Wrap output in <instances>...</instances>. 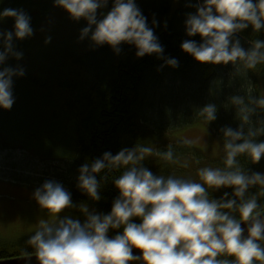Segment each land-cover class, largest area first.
Wrapping results in <instances>:
<instances>
[{
    "label": "clouds",
    "instance_id": "9594fccd",
    "mask_svg": "<svg viewBox=\"0 0 264 264\" xmlns=\"http://www.w3.org/2000/svg\"><path fill=\"white\" fill-rule=\"evenodd\" d=\"M54 6L74 21L87 22L80 40L89 39L95 47L107 44L117 54L128 44L138 58L155 54L164 61L161 68L179 67L155 34L158 21L154 17L150 26L137 0H54ZM185 7L194 11L185 13L189 39L181 43L184 52L201 63H231L234 75L241 77L264 65V40L253 39L245 48L237 35L250 26L255 33L264 31V0H186ZM7 17L14 18V26L0 31L3 109L15 102L14 77L25 74L20 65L5 66L10 57H23L14 41L33 35L24 10L0 11V21ZM197 35L199 41L192 39ZM225 107L234 108L239 124L220 129L222 166L198 168V181L153 173L145 161L155 155L175 162V150L172 145L154 150L141 142L115 154L106 151L78 170L77 187L92 201L101 200L109 181L118 190L107 213L86 202L74 204L61 182L45 180L32 195L47 217L38 221L26 242L38 264H264V172L251 171L241 161L244 157L255 164L264 158V140H258L264 136V95H254L249 85L244 95L229 96ZM217 113L211 102L197 110L207 124ZM221 189L231 192L213 196ZM134 249L140 252L134 254ZM21 254L31 256L23 249Z\"/></svg>",
    "mask_w": 264,
    "mask_h": 264
},
{
    "label": "trees",
    "instance_id": "16d2710c",
    "mask_svg": "<svg viewBox=\"0 0 264 264\" xmlns=\"http://www.w3.org/2000/svg\"><path fill=\"white\" fill-rule=\"evenodd\" d=\"M137 3L150 26L154 17L158 21L155 34L165 55L176 58L179 67L161 68L164 61L155 54L138 58L135 47L128 44H122L117 54L107 44L93 46L89 39L52 36L48 47L31 58L24 51V39L14 41L23 57L19 61L10 57L5 66L20 65L25 74L14 77L12 108H0V154L9 153L3 162L0 160V180L10 177L14 185L33 192L45 180H56L71 192L74 204L86 202L107 213L119 194L110 181L101 189L98 202L77 187L80 166L106 151L115 154L138 142L154 150L172 145L175 162L153 155L145 166L155 174L163 171L197 181L198 168L222 166L220 129L239 124L234 108L225 107L227 98L244 95L249 85L254 95H262L264 65L241 77L234 75L231 63H201L181 49L182 41L189 39L184 29L185 13L194 11L185 7L186 0ZM38 4L34 0H0V11L22 9L31 17L34 28L42 14L35 13ZM86 24L82 23V28ZM13 26L12 17L0 21V31H11ZM237 35L245 48L253 39L264 40V31L255 33L251 26ZM192 39L199 41L200 37ZM210 102L217 105L218 113L217 119L207 124L197 110ZM197 123L205 124L214 133L220 146L217 157L173 137L176 131ZM258 140H264V136ZM241 161L251 171L264 172V158L255 164L244 157ZM224 191L231 189H221L213 196L220 197ZM74 214L79 215L76 210ZM29 236L0 235V260L24 256L22 249L34 254L26 243Z\"/></svg>",
    "mask_w": 264,
    "mask_h": 264
},
{
    "label": "rangeland",
    "instance_id": "374dc122",
    "mask_svg": "<svg viewBox=\"0 0 264 264\" xmlns=\"http://www.w3.org/2000/svg\"><path fill=\"white\" fill-rule=\"evenodd\" d=\"M34 1L39 3L35 13L42 14L36 20L37 25L33 28V35L24 39L26 43L24 51L28 56L38 57L48 47L49 42L46 43V39L52 36L56 39L77 37L75 39L79 40L82 23L85 22L83 19L78 22L72 20L64 9L54 6V0ZM57 50L59 48L55 49ZM173 137L189 142L212 157L219 155V143L205 124L197 123L180 129ZM8 154V152L0 154V160L3 162ZM16 156L20 157V154ZM9 179L11 178L0 180V235L5 237H14L18 234L31 235L36 230L38 221L47 217V212L41 209L33 198V190L14 185ZM70 211L74 214V210Z\"/></svg>",
    "mask_w": 264,
    "mask_h": 264
},
{
    "label": "water",
    "instance_id": "95a60500",
    "mask_svg": "<svg viewBox=\"0 0 264 264\" xmlns=\"http://www.w3.org/2000/svg\"><path fill=\"white\" fill-rule=\"evenodd\" d=\"M133 251H134V254L140 252L139 249H134ZM0 264H38V262H37L35 255L32 254L30 258L26 256H20V257L0 260Z\"/></svg>",
    "mask_w": 264,
    "mask_h": 264
}]
</instances>
